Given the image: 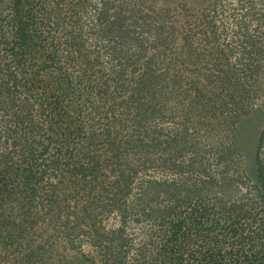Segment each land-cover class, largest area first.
Instances as JSON below:
<instances>
[{"label":"trees","instance_id":"trees-1","mask_svg":"<svg viewBox=\"0 0 264 264\" xmlns=\"http://www.w3.org/2000/svg\"><path fill=\"white\" fill-rule=\"evenodd\" d=\"M264 0H0V264H264Z\"/></svg>","mask_w":264,"mask_h":264},{"label":"rangeland","instance_id":"rangeland-1","mask_svg":"<svg viewBox=\"0 0 264 264\" xmlns=\"http://www.w3.org/2000/svg\"><path fill=\"white\" fill-rule=\"evenodd\" d=\"M163 3L171 8L185 5L191 9H200L205 0H162ZM264 125V113L255 114L243 119L240 125L237 141L238 147L241 148L243 154L246 156L247 162L251 163L255 144L259 135V132ZM240 149V150H241Z\"/></svg>","mask_w":264,"mask_h":264}]
</instances>
